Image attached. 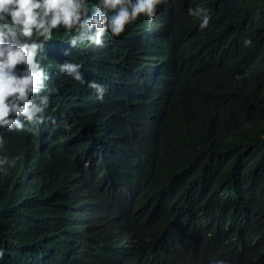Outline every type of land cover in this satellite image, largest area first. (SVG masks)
Listing matches in <instances>:
<instances>
[{"label": "trees", "instance_id": "trees-1", "mask_svg": "<svg viewBox=\"0 0 264 264\" xmlns=\"http://www.w3.org/2000/svg\"><path fill=\"white\" fill-rule=\"evenodd\" d=\"M201 3L212 17L203 30L187 12ZM157 9L155 30L141 16L91 51L54 48L67 33L53 30L42 57L56 89L48 113L74 133L1 136L0 155L17 159L0 174V264H151L144 254L264 264V0ZM65 60L105 86L103 100L59 77ZM86 183L114 204L101 226L88 223L96 194L82 202ZM228 238L243 250L231 252Z\"/></svg>", "mask_w": 264, "mask_h": 264}, {"label": "clouds", "instance_id": "clouds-1", "mask_svg": "<svg viewBox=\"0 0 264 264\" xmlns=\"http://www.w3.org/2000/svg\"><path fill=\"white\" fill-rule=\"evenodd\" d=\"M0 0V143L2 135L7 132H26L30 136L60 133L73 134L68 129H60L58 126L67 124L63 119H55L60 115L48 113L51 96L56 92L50 88L48 81L50 71H46L42 65V57L46 55L47 43L53 38V30H63L67 33V43L58 42L60 47L76 48L83 45L85 50L91 51L92 46L104 47L106 37L113 40L120 36L126 26L135 23L143 16L149 23V31L156 25L152 20L158 16L157 6L166 0ZM188 14L198 19L199 29L209 26L212 19L211 12L205 4H197L187 10ZM152 26V27H151ZM148 29V27H147ZM252 43L250 38L243 39V46ZM53 46L47 47L52 50ZM65 49L63 55L69 54ZM82 65L65 60L58 64V73L71 77L81 84H87L92 89L97 100H103L106 88L95 81H86L80 71ZM47 125L48 128H33ZM70 140H75L71 138ZM39 141L48 142L46 139ZM60 142H63L62 140ZM16 157L0 155V174H7L8 170L15 166ZM24 163V162H23ZM22 190L21 185H18ZM95 191L94 200L96 219H88L90 227H96L113 211L109 209L114 204L102 195L103 202H98L97 194L100 193L88 183L82 188L81 200L87 204L90 199V191ZM21 194V193H20ZM129 194H132L130 191ZM34 199V198H29ZM65 212H68L66 209ZM72 216L76 213L72 211ZM32 220V218H30ZM66 219H71L66 216ZM107 225V223H103ZM82 232L74 233L76 236ZM49 239L55 237L46 235ZM82 238V237H80ZM245 237L244 241H250ZM236 242L231 245V242ZM226 245L230 251L241 252L243 245L241 239H226ZM4 250L0 248V259ZM146 260L156 264L152 258L144 254ZM166 261L163 264H167ZM209 264H228L224 259H212Z\"/></svg>", "mask_w": 264, "mask_h": 264}, {"label": "bare ground", "instance_id": "bare-ground-1", "mask_svg": "<svg viewBox=\"0 0 264 264\" xmlns=\"http://www.w3.org/2000/svg\"><path fill=\"white\" fill-rule=\"evenodd\" d=\"M33 168V167H32ZM30 185V184H29Z\"/></svg>", "mask_w": 264, "mask_h": 264}]
</instances>
